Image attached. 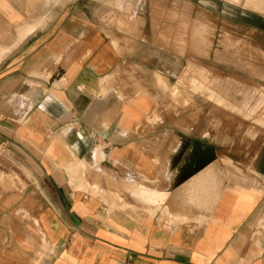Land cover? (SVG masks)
<instances>
[{
    "label": "crops",
    "instance_id": "obj_1",
    "mask_svg": "<svg viewBox=\"0 0 264 264\" xmlns=\"http://www.w3.org/2000/svg\"><path fill=\"white\" fill-rule=\"evenodd\" d=\"M122 2L0 0V264H264V154L155 88Z\"/></svg>",
    "mask_w": 264,
    "mask_h": 264
},
{
    "label": "rangeland",
    "instance_id": "obj_2",
    "mask_svg": "<svg viewBox=\"0 0 264 264\" xmlns=\"http://www.w3.org/2000/svg\"><path fill=\"white\" fill-rule=\"evenodd\" d=\"M100 4L108 3L91 1V12ZM33 6L27 19L33 18ZM121 10L120 17L99 19L138 40L136 58L153 52L155 88L177 100V84L168 89L157 83L181 74L185 104L200 97L202 120L218 122L212 132L219 141L234 142V152L248 146L264 154V0H123ZM34 28L33 22L25 24L19 38ZM141 72L146 70L139 65ZM254 163L264 169V161ZM150 196L162 199L154 191Z\"/></svg>",
    "mask_w": 264,
    "mask_h": 264
},
{
    "label": "bare ground",
    "instance_id": "obj_3",
    "mask_svg": "<svg viewBox=\"0 0 264 264\" xmlns=\"http://www.w3.org/2000/svg\"><path fill=\"white\" fill-rule=\"evenodd\" d=\"M225 159H227V158H225ZM225 161V160H224ZM227 161V160H226ZM230 162V161H229ZM196 181V180H195ZM192 186V185H191Z\"/></svg>",
    "mask_w": 264,
    "mask_h": 264
}]
</instances>
